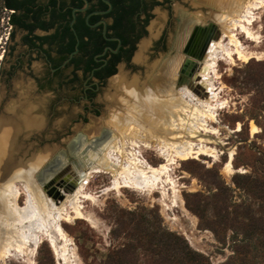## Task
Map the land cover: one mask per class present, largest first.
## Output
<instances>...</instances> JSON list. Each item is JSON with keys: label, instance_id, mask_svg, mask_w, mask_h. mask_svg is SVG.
Masks as SVG:
<instances>
[{"label": "bare ground", "instance_id": "obj_1", "mask_svg": "<svg viewBox=\"0 0 264 264\" xmlns=\"http://www.w3.org/2000/svg\"><path fill=\"white\" fill-rule=\"evenodd\" d=\"M263 4L264 0H210L207 3L208 16L216 34L190 78L194 84L200 80L203 87L199 95L186 86V81L173 86L183 60L180 49L186 32L177 41L175 53L160 65V69L155 62L149 64L151 71L146 80L140 81L134 76L127 78L119 67L118 73L108 79L104 94L106 112L102 120L112 134L98 151L88 154L89 159L82 167L75 170L69 164L59 174V181L54 178L47 185L49 191L53 184L61 187L59 201L49 197L47 189L35 179L41 154L54 149L53 146L36 151L28 142L31 131L39 129L43 120L31 115L29 107L19 114L13 108L10 114L8 107V114L0 113V263L8 257L29 261L33 251L45 240L58 264H72L71 240L69 242L70 238L65 234L63 222H70L72 218L90 221L83 214L82 201L93 199L92 193L85 190L92 173H108L112 178L110 185L101 192L129 187L138 190L157 188L164 194L166 185L174 192L169 165L176 159L209 154L206 142L198 134L200 131L216 133L208 121L215 120L216 110L222 107L215 99L213 84L217 61L222 58L229 62L234 58L246 61L252 56L254 52L244 51L237 31L253 39L249 26L255 18V9ZM145 44L141 42L134 53L133 60L137 63L142 60ZM201 65L203 69H200ZM239 128L237 124L235 130ZM177 129H182L189 138L176 134ZM257 131V126L251 123L250 132ZM195 136L197 138L192 139ZM151 145L157 147V153L163 159L155 166L139 153L140 146ZM232 157L233 151L228 150L225 168L231 167ZM70 185L73 188L69 191ZM52 194L56 192L52 191Z\"/></svg>", "mask_w": 264, "mask_h": 264}, {"label": "rangeland", "instance_id": "obj_2", "mask_svg": "<svg viewBox=\"0 0 264 264\" xmlns=\"http://www.w3.org/2000/svg\"><path fill=\"white\" fill-rule=\"evenodd\" d=\"M254 17L249 26L253 39L246 38L243 33L237 31V37L244 51L254 52L252 56L246 61L234 58L232 62L222 58L217 61L215 67V75H213L215 99L222 103V107L216 110L215 120H209L208 125L215 128L216 133L200 131L198 134V137L206 142L211 155L206 153L196 158L176 159L169 165L174 192L166 185L164 194L157 188L138 190L129 187L109 188L101 192L110 185L112 178L108 173H92L85 190L92 193L93 199L82 201L83 214L90 218V221L72 218L70 222H63L65 234L70 238L69 242L70 240L72 242L69 245L72 264H101L113 247L128 240L123 232L118 237L110 234V230L115 227L112 216L121 209L148 214L150 217L158 213L163 227L180 234L190 247L203 253L213 264H264V240L261 244L258 241L254 242L255 247L231 258L229 244H219L210 231L199 228L196 216L185 207L183 200L184 193L204 190L200 179L212 178L207 172V169L212 167L217 168L228 183L236 172L247 173L256 168L264 171V97H259L260 104L263 105L262 110L253 108L254 88L244 87L240 83L246 72H255L264 76V4L255 9ZM135 51L136 49L126 63L120 62L114 73L100 85L94 95L96 112L89 110L84 112L83 100L72 103L61 99L56 105L55 112L52 115L47 114L48 129L46 128L42 134L29 138L28 142L34 145L36 151L46 145H54L56 149L61 150L48 168L40 174L37 180L40 184L42 180L53 174L58 175L56 179L58 178L59 181L61 171L58 168L61 166L71 164L75 170L82 167L83 162L89 159L88 154L98 151L111 136L110 129L102 120L106 112L104 94L107 92L108 79L118 73L119 67L127 78L134 76L142 81L147 75V65L167 53L158 50L147 64H140L133 60ZM60 93L63 97L69 96V87L64 85ZM81 114L84 116L81 117ZM55 120L60 121L59 126H52ZM251 123L257 126V132H250ZM237 124L239 130H235ZM175 133H181L184 139L189 138L182 129H177ZM155 147L151 145L139 148L143 159L153 166L163 162ZM228 150L233 151V157L231 167L225 168L224 162ZM66 152L73 156L72 160H68ZM52 187L56 190L61 189L57 184H53ZM44 188L47 189V186ZM46 192L56 201L62 198L57 194H50L49 189ZM234 195L235 199L243 197L242 191L237 189ZM22 201L23 196L18 203L21 204ZM254 203V212L264 215V198L255 200ZM135 257L140 260L148 259V254L138 250ZM29 259L32 264H58L45 240L33 251ZM29 261L8 257L0 264H28Z\"/></svg>", "mask_w": 264, "mask_h": 264}, {"label": "flooded vegetation", "instance_id": "obj_3", "mask_svg": "<svg viewBox=\"0 0 264 264\" xmlns=\"http://www.w3.org/2000/svg\"><path fill=\"white\" fill-rule=\"evenodd\" d=\"M209 1L0 0V111L6 105L10 114L13 109L19 114L29 107L31 115L44 119L40 134L61 99L83 100L84 112H96L94 95L112 75L107 72L126 63L141 42L146 44L140 64L167 51L153 61L159 69L185 32L181 53L185 48L198 53L203 39L192 27L210 19ZM214 29L209 33L215 35ZM177 77L178 72L174 87L186 80ZM64 85L67 97L60 93Z\"/></svg>", "mask_w": 264, "mask_h": 264}, {"label": "trees", "instance_id": "obj_4", "mask_svg": "<svg viewBox=\"0 0 264 264\" xmlns=\"http://www.w3.org/2000/svg\"><path fill=\"white\" fill-rule=\"evenodd\" d=\"M114 71L112 67L107 74ZM240 83L254 88L252 107L262 110L259 97H264V76L246 72ZM207 172L212 178L200 179L203 191L183 194L185 207L196 216L199 228L210 231L219 244L228 243L231 258L255 247L254 242L263 243L264 215L254 212L253 205L255 200L264 198V171L256 168L247 173L236 172L229 183L217 168ZM235 189L242 191V198L235 199ZM112 218L115 227L110 234L118 237L123 232L128 240L113 247L101 264H213L180 234L163 227L158 213L150 217L121 209ZM138 250L147 253L148 259L134 258Z\"/></svg>", "mask_w": 264, "mask_h": 264}, {"label": "water", "instance_id": "obj_5", "mask_svg": "<svg viewBox=\"0 0 264 264\" xmlns=\"http://www.w3.org/2000/svg\"><path fill=\"white\" fill-rule=\"evenodd\" d=\"M214 25L212 23V21L210 19H204L200 24H196L192 27L193 31H196L198 34H200V36H202L203 39V46L201 47V50L198 53H194L192 51H189L188 49H182V53L184 54V59L182 62V65L179 68L178 71V82H181L184 78L186 79V86L188 88H190L193 92H195L196 94H200V89H202V84L200 82V80H198L196 82V84L192 83L191 79L194 70L196 69V60H201L204 55L207 52L208 47L210 46L212 39L215 38V35L213 33H209L210 30H213ZM76 48L74 49V51L72 53L76 52ZM72 53L69 55L68 58H70V56L72 55ZM68 58L66 60H68ZM204 66L201 65L200 69H203ZM177 82V83H178ZM0 113H4V114H8L7 111V107L6 105L3 106L2 110L0 111ZM42 126L40 127V129H33L30 133L29 136H34V135H39L40 132H42L43 128H44V119H42ZM46 126L48 124V119L46 118ZM52 126H59V121L55 120L52 123ZM51 126V127H52ZM48 129V127H46ZM29 139V138H28ZM26 145V143H25ZM54 145H46L44 147H53ZM44 147L41 149L42 151L44 150ZM50 149V148H49ZM47 152H44L41 154V162L38 165V168H36L35 171V179L38 180L40 174L42 172L45 171V169L48 168V165L54 160V158L58 155L59 152H61L60 149H56L54 146V149L52 150H46ZM68 154L67 158L68 160H72L73 156L70 155L68 152H66ZM68 165L65 166H61L58 168V170L63 171L65 168H67ZM58 175L57 174H53V175H49V177H47V179L42 180L41 185L43 187H46L48 184H50L54 178H56ZM68 190H72L73 185H70L67 187ZM52 191H55L56 194L58 195L59 198L62 197V193L59 194L58 190H56L54 187L51 188V191H49L50 194H52ZM58 192V193H57ZM53 195V194H52Z\"/></svg>", "mask_w": 264, "mask_h": 264}]
</instances>
